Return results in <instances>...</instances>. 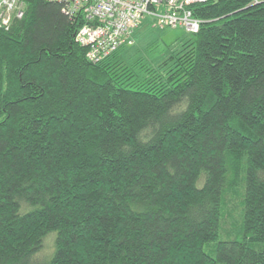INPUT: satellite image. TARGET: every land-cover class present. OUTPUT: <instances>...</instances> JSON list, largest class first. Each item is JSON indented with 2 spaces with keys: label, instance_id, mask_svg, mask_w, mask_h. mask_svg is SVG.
Segmentation results:
<instances>
[{
  "label": "trees",
  "instance_id": "1",
  "mask_svg": "<svg viewBox=\"0 0 264 264\" xmlns=\"http://www.w3.org/2000/svg\"><path fill=\"white\" fill-rule=\"evenodd\" d=\"M21 1L0 28V264H264V0L193 5L158 66L91 63L82 21Z\"/></svg>",
  "mask_w": 264,
  "mask_h": 264
},
{
  "label": "built area",
  "instance_id": "2",
  "mask_svg": "<svg viewBox=\"0 0 264 264\" xmlns=\"http://www.w3.org/2000/svg\"><path fill=\"white\" fill-rule=\"evenodd\" d=\"M62 4L71 21H82L76 41L85 47L91 63H100L121 47L135 44L134 33L149 18L154 25L199 32L203 21L194 17L193 5L207 0H48ZM20 0H0V28L9 30L13 19H22Z\"/></svg>",
  "mask_w": 264,
  "mask_h": 264
},
{
  "label": "rangeland",
  "instance_id": "3",
  "mask_svg": "<svg viewBox=\"0 0 264 264\" xmlns=\"http://www.w3.org/2000/svg\"><path fill=\"white\" fill-rule=\"evenodd\" d=\"M21 1V0H20ZM24 7L26 5L24 2ZM189 34L183 28H169L159 27L154 25L153 20L147 18L141 27L135 31L134 40L135 44L127 47L132 54L140 52L147 58V62L152 66H158L167 56H169L171 50L178 46L183 39H189ZM137 55H135V58ZM134 59V57H133ZM56 239V233L49 234L46 238V244L44 247L43 255H50L54 250V244ZM222 240L228 239L224 234L221 236Z\"/></svg>",
  "mask_w": 264,
  "mask_h": 264
}]
</instances>
